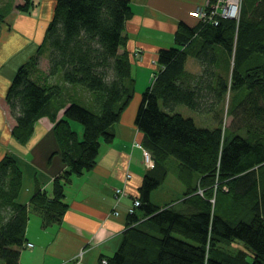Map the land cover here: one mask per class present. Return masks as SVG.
Instances as JSON below:
<instances>
[{
  "label": "trees",
  "instance_id": "obj_1",
  "mask_svg": "<svg viewBox=\"0 0 264 264\" xmlns=\"http://www.w3.org/2000/svg\"><path fill=\"white\" fill-rule=\"evenodd\" d=\"M22 1L21 11L35 4ZM131 14V0H55L43 43L18 68L6 95L13 136L26 143L48 116L66 166L51 194L38 189L25 203L17 159L7 154L0 161L4 264H21L31 211L41 212L46 224L60 221L65 184L93 168L102 143L115 138L114 126L135 92L124 33ZM5 21L0 9V27ZM217 21L181 22L175 45L158 51L160 68L135 118L154 165L133 198L131 205L139 204L128 212L118 249L99 264H264V0H241L237 18ZM189 55L200 72L187 70ZM230 91L236 97L226 126L222 111ZM180 105L203 116L202 124L179 112ZM171 171L185 186L183 195L157 204L153 192ZM234 241L242 246L229 247Z\"/></svg>",
  "mask_w": 264,
  "mask_h": 264
},
{
  "label": "crops",
  "instance_id": "obj_2",
  "mask_svg": "<svg viewBox=\"0 0 264 264\" xmlns=\"http://www.w3.org/2000/svg\"><path fill=\"white\" fill-rule=\"evenodd\" d=\"M49 1L45 0L47 6ZM210 2L131 0L132 14L126 21L124 33L126 51L132 62L135 94L115 124L113 141L102 143L93 168L73 175L65 184L67 207L62 219L46 224L41 212L31 211L21 264H99L103 256H111L118 249L127 227L128 208L139 194L144 175L150 168L145 163L142 148L134 145V142H142L144 136L135 122L142 93L153 82V73L159 67V49L175 45V33L181 22L198 24L200 20L192 10ZM23 15L20 12L22 18L12 26L4 22L0 27V161L6 153H14L23 172L19 201L26 203L38 189L51 194L54 177L66 165L58 153L53 122L48 116L37 121L34 134L26 143L13 136L15 118L9 113L6 95L18 68L34 47L25 37L23 26L27 18ZM28 20L30 23L31 19ZM192 58L195 66L188 68ZM186 68L200 72L201 64L194 55H189ZM72 125L82 133L80 123L72 121ZM169 177L168 174L160 186ZM176 179L179 182L174 180L175 187L172 185L170 192L174 196L170 195V201L181 197L185 189ZM117 188L123 190L120 195ZM154 195L155 192L153 201L157 203ZM0 264H4L2 260Z\"/></svg>",
  "mask_w": 264,
  "mask_h": 264
},
{
  "label": "rangeland",
  "instance_id": "obj_3",
  "mask_svg": "<svg viewBox=\"0 0 264 264\" xmlns=\"http://www.w3.org/2000/svg\"><path fill=\"white\" fill-rule=\"evenodd\" d=\"M50 1L48 2L49 5L47 6V4L45 3V0H35V4L30 8L29 11H21V10L16 8V5L19 3H22L23 2L22 0H0V9L4 10L6 12L5 23L7 24V26H12L13 23L17 19L22 18L19 16L20 12L24 13L23 16H25L24 17L25 19L27 18L26 22L24 23L23 29H24L25 34H26L25 37L30 40V45H34V47L32 48L33 50L30 52V54L26 57L25 62L28 61L39 50V47L43 43L44 35H45L46 29H47V25L49 23V20L52 18V15L54 12L55 0H50ZM48 11L51 12L50 17L48 16ZM216 17L219 20L231 18V17H227V18L223 17L222 15H220V13H217ZM197 18H199V17H197ZM28 19H31L30 23H29ZM37 19H38V21H37ZM199 20H201V18H199ZM2 24H4V23H2ZM137 53H139V51ZM45 57H46V52H44L41 55L40 61L38 63V65L41 69H43V68L45 69L47 67V59ZM193 58L188 63V68H193L195 66V61H194L195 59L193 60ZM157 64H158V60H157ZM159 68H160V66L158 67V69H156L154 71L153 80H154L155 74L159 70ZM70 92H74V91L70 90ZM134 94H135V92H134ZM77 97H81V93L79 95L77 94ZM234 97H236L235 93L230 91L228 94H226V99H225V102L223 103L224 107H223L222 115H223V119H224V124L226 126L232 122V118L228 114V111L230 110V105L233 104V102H234ZM125 110H126V108H125ZM178 111L183 113L186 116H193V117L197 118L199 123L202 124L200 119H202V121H203V116H201L198 112L189 108L188 106L180 105L178 107ZM9 113H10V110H9ZM211 116H214V114H212ZM211 119L213 120L212 117H211ZM8 120L10 121L9 117H8ZM75 122H80V121L75 120ZM53 125H54V123H53ZM211 125H215V124H211ZM114 128H115V126H114ZM137 143L138 142H134V145L137 146ZM7 154L15 156L14 153H6V155ZM145 163L148 165V163L146 161H145ZM129 176H130V174H128V177ZM169 176L170 177L166 181V183L154 191L155 192L154 199H155V201H157V203H159L161 205H162V203H164L166 201H170V195H171L170 192L173 190L172 185L175 187V181L174 180H176V182H179L176 179V176L174 175V173L172 171L169 173ZM199 190H200V192L204 191V189H202V188ZM116 192H117V189H116ZM122 192H123V190H122ZM117 194L120 195L119 192H117ZM173 196H174V194L171 195V198ZM240 245L242 246V243L238 242V241H234V242L228 244V246L233 248V249H237L238 247H240ZM29 246H31V245H29Z\"/></svg>",
  "mask_w": 264,
  "mask_h": 264
},
{
  "label": "built area",
  "instance_id": "obj_4",
  "mask_svg": "<svg viewBox=\"0 0 264 264\" xmlns=\"http://www.w3.org/2000/svg\"><path fill=\"white\" fill-rule=\"evenodd\" d=\"M240 3L241 0H217L213 4H210V6L208 5L209 4L208 3L206 5L196 8L191 13L194 16L199 17L201 19L213 18L215 22H218L217 20L219 19L216 17L217 13H220V15L226 18L227 17L237 18L239 16ZM137 146L142 148L144 159L148 163V165L153 166L154 162L151 158L150 153L142 146L141 142H138ZM117 192L122 193V189L117 188ZM138 204L139 201L135 200L134 204L128 208L129 213H133L134 205H138ZM116 213H118V211H116ZM28 245H32V243H29ZM103 262H106V260H103Z\"/></svg>",
  "mask_w": 264,
  "mask_h": 264
}]
</instances>
